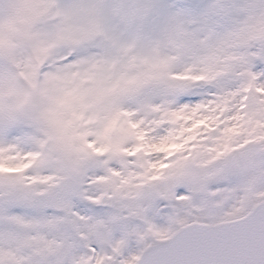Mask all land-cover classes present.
<instances>
[{
  "label": "snow or ice",
  "instance_id": "1",
  "mask_svg": "<svg viewBox=\"0 0 264 264\" xmlns=\"http://www.w3.org/2000/svg\"><path fill=\"white\" fill-rule=\"evenodd\" d=\"M0 264H264V0H0Z\"/></svg>",
  "mask_w": 264,
  "mask_h": 264
}]
</instances>
